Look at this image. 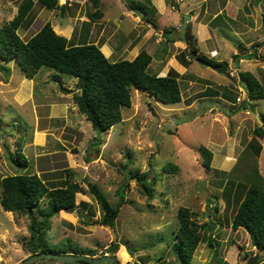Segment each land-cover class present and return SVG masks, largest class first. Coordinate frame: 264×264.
Returning <instances> with one entry per match:
<instances>
[{"label":"rangeland","instance_id":"obj_1","mask_svg":"<svg viewBox=\"0 0 264 264\" xmlns=\"http://www.w3.org/2000/svg\"><path fill=\"white\" fill-rule=\"evenodd\" d=\"M21 1L0 0V26L14 19ZM83 1L59 0L68 8L62 16L58 9L43 8L33 0L16 33L26 41L50 22L74 44L99 45L111 61L132 59L144 48L152 57L149 72L163 76L171 71L182 99L163 104L147 91L132 89L131 103L122 107L121 119L101 131L78 110L73 99L79 91L75 78L46 66L28 78L14 60L0 59V196L1 180L25 171L36 173L50 187L63 185L67 177L80 183L83 192L76 194V203L85 205L61 210L51 218V229L45 234L48 247L61 250L71 244L79 250H95L94 257H99L110 255L106 247L115 241L119 247L112 256L117 264H180L172 246L178 208L184 206L203 237L189 264H246L258 251L246 230H233L231 222L249 184L264 191V137L253 133L256 126H264L260 118L264 98L248 100L239 72L249 71L264 81L263 8H258L243 36L231 29L217 34L215 28L216 34L207 40L198 35L197 45L193 38L194 45L185 48L191 61L183 63L179 57L185 47V25L182 16L175 21L178 9L172 0H166L172 7L158 21L157 15L145 14V0H99L102 16L92 21L88 14L95 6ZM149 20L162 26L156 30ZM164 29L170 31L161 33ZM255 43L256 52L249 55ZM210 50L217 54L212 56ZM234 51L243 57L238 64ZM197 54L222 62L226 72L200 63ZM55 76L71 92L63 93ZM62 103L67 118L60 117ZM254 136L260 145L257 156L244 151ZM202 147L214 155L208 171L202 166ZM229 149L236 157L230 163L235 164L222 171L219 167L232 166L222 158ZM19 153L28 159L27 168L15 162ZM123 164L147 174L149 194L136 180H126ZM164 165L173 169L166 171ZM88 183L97 184L113 206L123 191L125 202L113 226L97 222L102 213ZM28 223L26 215L5 211L0 205V264H20L31 255ZM31 264L74 263L41 258ZM257 264H264V254Z\"/></svg>","mask_w":264,"mask_h":264},{"label":"trees","instance_id":"obj_2","mask_svg":"<svg viewBox=\"0 0 264 264\" xmlns=\"http://www.w3.org/2000/svg\"><path fill=\"white\" fill-rule=\"evenodd\" d=\"M90 1L95 6V10L88 15L89 19L94 21L95 18L102 16V11L98 5L99 0ZM37 2L43 8L58 9L62 16L65 12L66 7L64 4L59 5V0H37ZM33 4V0H22L14 19L0 26V59L14 60L28 78H32L42 66L75 78L79 91L74 93L73 99L79 112L85 116L93 128L105 131L117 123L121 119L122 107L129 106L131 103L132 89L147 91L163 104L181 101L182 92L179 81L170 75L173 74L171 71L163 76L150 73L148 67L152 57L144 48L139 50L132 59L122 58L111 61L99 45L92 42L74 44L65 36L58 34L50 22H46L28 40H22L16 33V29ZM261 20L264 27V12H262ZM184 29L186 44L194 45L189 28L184 27ZM169 31L164 29L163 33L166 34ZM251 46L253 52L249 55L255 54V46L258 44ZM232 57L238 64L239 54L234 53ZM179 58L183 63L191 61L189 52L185 49L181 51ZM196 59H202L209 65L222 63L201 54H197ZM55 77L63 93L71 92V89L64 87L59 76ZM239 78L245 85L248 100L264 98L262 79L249 71H240ZM260 118L264 121V116ZM253 133L256 137L263 138L264 126H256ZM255 136L244 149L246 153L253 156H257L260 151V145ZM17 148L19 150V147ZM200 152L203 157L202 166L208 171L211 168L212 152L206 147H202ZM16 158L17 164L23 168L28 167V159L22 153H19ZM164 166L163 169L166 171L173 169L172 166ZM122 168L126 173V180L134 179L139 185L145 187L147 174L140 173L138 169H129L127 164H123ZM65 170L66 174H70V170ZM144 190L150 193L148 188L145 187ZM88 191L94 196L101 209L102 216L97 222L100 225L113 226L120 207L125 202L123 191L120 189L119 201L115 206L110 203L97 184L88 183ZM78 192H83L82 186L68 177L63 185L50 187L36 173L25 171L6 175L1 180L0 205L5 211L26 215L29 218L30 239L27 241V246L31 254L50 251L79 257L80 255L94 257L95 250H79L71 244H65L61 250H52L45 239L46 232L52 226L51 218L55 214L61 210L71 211L79 205H85L83 201L76 203L75 196ZM42 201H44L43 204ZM178 218L179 226L174 234L172 249L180 264H189L191 256L203 237L192 221L191 212L187 207L178 208ZM231 227L233 230L245 229L257 251H264V191L250 184L246 187L232 216ZM207 241L212 245L210 240ZM118 247L119 244L114 241L106 247V252L113 255Z\"/></svg>","mask_w":264,"mask_h":264},{"label":"crops","instance_id":"obj_3","mask_svg":"<svg viewBox=\"0 0 264 264\" xmlns=\"http://www.w3.org/2000/svg\"><path fill=\"white\" fill-rule=\"evenodd\" d=\"M145 3L148 8V11L147 9H145L146 10L145 12L149 13L148 17L151 15V13H153L152 16L154 15V17H156L157 15L158 17L156 21H158L159 17L162 16L163 11L168 10V8L171 9L172 7L169 6V4H167L166 0H145ZM172 3H173L172 5L178 9L177 11L174 12L175 14L178 13L177 15H175L176 17L175 21H177L178 19L177 17L180 18L182 16L181 25H185V27L189 28V31L193 35L194 42L196 43V45L197 42L199 41L198 35L200 36L201 41H203L204 39L207 40L208 38L211 37V34L212 35L216 34L215 28L217 29V34L224 35L225 29H231L243 36L244 33L247 34L249 32V28H251L250 25H252L251 18H254L253 16L257 14L256 12L258 8L259 10L260 7L263 8V10H261L260 13L261 18H262V12L264 11V0H172ZM67 9H65V13L67 12ZM183 17L184 18L186 17V21ZM152 23L153 26L155 25L154 28L156 30H159V28L157 27L158 25L162 26L161 24L157 25L154 22ZM256 26L257 24L255 22V27ZM195 29H197V32ZM193 31L195 32V34L192 33ZM187 46L188 45L185 42L184 49ZM241 47L242 46H240V48ZM209 52L212 53V56L217 54V53L214 54L213 50L212 51L210 50ZM239 59H243V57H239ZM62 104H63V109L60 110L61 111L60 117L63 118L64 115H66L67 118L68 110H66L67 109L66 105L64 103ZM233 116L234 115H231L232 119ZM229 150L230 151H228L226 155L225 154L222 155V158L223 160L227 158L228 165L232 164V166L231 168L228 169L224 167H219V169L222 171L231 170L235 164L234 162L236 157H233L232 150L231 149ZM213 156L214 155L212 153V159ZM232 158L234 159V162L230 163L232 161Z\"/></svg>","mask_w":264,"mask_h":264},{"label":"water","instance_id":"obj_4","mask_svg":"<svg viewBox=\"0 0 264 264\" xmlns=\"http://www.w3.org/2000/svg\"><path fill=\"white\" fill-rule=\"evenodd\" d=\"M188 17V16H187ZM103 52V51H102ZM194 54L191 53V56ZM198 61L202 64L210 66L212 69L220 72L225 73L226 72V66L224 65H209L206 61L202 59H198ZM213 225L212 227H214ZM212 227H208L209 231ZM264 254V251H258L256 254L252 255L248 260L246 264H257V260ZM41 258H51L55 259L60 262H68V263H74V264H101V263H108V264H117L115 257L112 255H104L99 257H79L78 255L73 254H63V253H54L50 251L45 252H39L35 254H31L27 258L23 259V261L20 264H31L34 261L41 259Z\"/></svg>","mask_w":264,"mask_h":264},{"label":"built area","instance_id":"obj_5","mask_svg":"<svg viewBox=\"0 0 264 264\" xmlns=\"http://www.w3.org/2000/svg\"><path fill=\"white\" fill-rule=\"evenodd\" d=\"M236 99L239 100V97H237Z\"/></svg>","mask_w":264,"mask_h":264}]
</instances>
